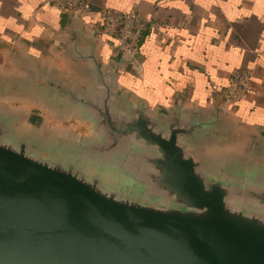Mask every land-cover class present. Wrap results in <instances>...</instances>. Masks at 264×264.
Masks as SVG:
<instances>
[{
	"label": "water",
	"instance_id": "water-1",
	"mask_svg": "<svg viewBox=\"0 0 264 264\" xmlns=\"http://www.w3.org/2000/svg\"><path fill=\"white\" fill-rule=\"evenodd\" d=\"M55 7L81 23L65 48L74 74L20 56L0 94L88 134L22 128L0 104V264H264V138L228 151V108L128 89L141 56H106L86 15Z\"/></svg>",
	"mask_w": 264,
	"mask_h": 264
},
{
	"label": "crops",
	"instance_id": "crops-1",
	"mask_svg": "<svg viewBox=\"0 0 264 264\" xmlns=\"http://www.w3.org/2000/svg\"><path fill=\"white\" fill-rule=\"evenodd\" d=\"M87 1L94 10L85 16L91 28L103 9L136 10L145 21L137 53L140 73L128 66L121 74L128 89L153 104L178 98L187 107L228 108L237 132L228 151L264 138V0ZM80 27L51 0H0V69L17 72L15 59L21 56L73 75L65 48ZM101 38L106 56L122 54L110 37ZM237 69L251 73V89L246 98L229 103L226 94Z\"/></svg>",
	"mask_w": 264,
	"mask_h": 264
},
{
	"label": "built area",
	"instance_id": "built-area-1",
	"mask_svg": "<svg viewBox=\"0 0 264 264\" xmlns=\"http://www.w3.org/2000/svg\"><path fill=\"white\" fill-rule=\"evenodd\" d=\"M62 10L77 13L80 16L91 14L94 10L87 0H51ZM101 20L92 28L100 35L110 37L113 49L120 53L137 55L139 49V33L145 27V21L136 10L119 12L103 9ZM251 89V73L248 70H235L231 74L230 84L226 94L229 103L246 98Z\"/></svg>",
	"mask_w": 264,
	"mask_h": 264
},
{
	"label": "rangeland",
	"instance_id": "rangeland-1",
	"mask_svg": "<svg viewBox=\"0 0 264 264\" xmlns=\"http://www.w3.org/2000/svg\"><path fill=\"white\" fill-rule=\"evenodd\" d=\"M0 61L3 59L0 57ZM8 72V71H7ZM9 77L7 73H5ZM23 94L16 91L13 94H0V104L8 105L11 109L21 113L25 120L21 125H35L37 128L47 126L50 129L57 131L70 132L76 135H87L88 124L85 122H79L73 117L59 118L49 110L45 109L38 103H35L33 98L22 96ZM32 100V101H31ZM26 127V126H25ZM219 152H226L225 150ZM220 154V153H217Z\"/></svg>",
	"mask_w": 264,
	"mask_h": 264
}]
</instances>
